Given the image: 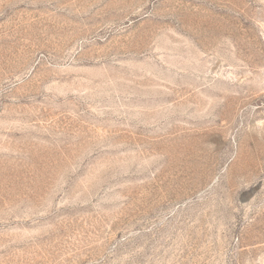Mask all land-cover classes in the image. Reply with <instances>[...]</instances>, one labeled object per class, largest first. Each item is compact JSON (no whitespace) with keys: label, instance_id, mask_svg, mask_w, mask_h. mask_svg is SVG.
Returning a JSON list of instances; mask_svg holds the SVG:
<instances>
[{"label":"rangeland","instance_id":"rangeland-1","mask_svg":"<svg viewBox=\"0 0 264 264\" xmlns=\"http://www.w3.org/2000/svg\"><path fill=\"white\" fill-rule=\"evenodd\" d=\"M0 264H264V0H0Z\"/></svg>","mask_w":264,"mask_h":264}]
</instances>
